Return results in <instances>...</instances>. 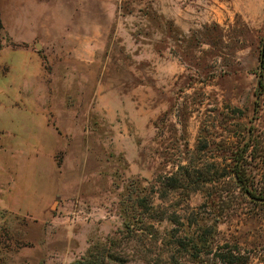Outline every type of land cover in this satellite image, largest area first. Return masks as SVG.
I'll use <instances>...</instances> for the list:
<instances>
[{
	"label": "rangeland",
	"instance_id": "obj_1",
	"mask_svg": "<svg viewBox=\"0 0 264 264\" xmlns=\"http://www.w3.org/2000/svg\"><path fill=\"white\" fill-rule=\"evenodd\" d=\"M0 13L3 167L63 181L41 226L2 227L0 264H80L141 200L160 202L161 175L207 177L194 166L215 156L228 172L248 137L264 154V0H0ZM247 167L258 179L264 165ZM207 192L181 197L180 220L218 219L214 240L264 264V208L240 195L199 210Z\"/></svg>",
	"mask_w": 264,
	"mask_h": 264
},
{
	"label": "trees",
	"instance_id": "obj_2",
	"mask_svg": "<svg viewBox=\"0 0 264 264\" xmlns=\"http://www.w3.org/2000/svg\"><path fill=\"white\" fill-rule=\"evenodd\" d=\"M2 28L0 13V32ZM262 62L264 65V59ZM259 86L264 92V80L260 81ZM256 146H260L259 142L248 137L242 152L232 157L233 163L228 172L220 170L222 163L215 156L212 161H198L194 166L208 167L207 177L202 175L194 178V173L189 169L192 166L190 164L189 167L180 165L175 173L161 175L156 197L160 202L156 204L154 201L147 203L141 200L140 205L146 206V210L138 214L134 225H128L127 229L112 235L108 239L109 246L106 244L100 252L97 250L86 254L80 264H193L205 257L208 258L207 263L210 260L214 264H248L254 257L250 251L243 250L238 243H219L214 240L218 219L211 223L207 218L201 219V223L185 222L183 214L185 221L180 220L179 212H185L188 207H180L183 197H186L185 201L196 191L207 192L206 188H209V192L199 205V210L209 207L228 211L238 205L240 195L248 202L264 208V167H259L261 176L258 179L251 175L257 167H247L256 159L264 165V154L258 157L254 153ZM178 222L182 224L175 227ZM165 223L169 226L161 227ZM125 247L132 249L126 251Z\"/></svg>",
	"mask_w": 264,
	"mask_h": 264
},
{
	"label": "crops",
	"instance_id": "obj_3",
	"mask_svg": "<svg viewBox=\"0 0 264 264\" xmlns=\"http://www.w3.org/2000/svg\"><path fill=\"white\" fill-rule=\"evenodd\" d=\"M4 158L0 154V230L9 225L12 231L18 226L23 232L31 231L30 226H41L63 190L58 167H3ZM2 239L0 233V243Z\"/></svg>",
	"mask_w": 264,
	"mask_h": 264
}]
</instances>
